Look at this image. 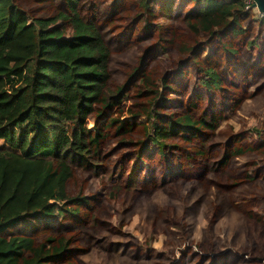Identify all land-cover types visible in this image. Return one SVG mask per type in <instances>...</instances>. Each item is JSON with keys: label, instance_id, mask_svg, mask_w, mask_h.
Here are the masks:
<instances>
[{"label": "rangeland", "instance_id": "obj_1", "mask_svg": "<svg viewBox=\"0 0 264 264\" xmlns=\"http://www.w3.org/2000/svg\"><path fill=\"white\" fill-rule=\"evenodd\" d=\"M18 1L34 14L43 0ZM48 1L64 6L63 0ZM95 1L98 25L112 50L113 84L150 48L146 72L157 80L166 77L172 86L158 89L167 97L161 111L177 114L188 108L198 116L215 113L221 125L215 131L195 130L189 138L174 134L156 141L148 139L142 125L146 119L140 116L124 135L107 127L110 132L101 151L103 171L76 168L67 182L66 197L84 200L63 199L68 203L63 204L64 210L28 215L10 230L31 233L39 240L56 232L72 236L71 253L57 264H264L263 14L250 5L252 12L241 17L239 33L231 34L226 28L220 41L211 42L207 33L198 36L205 49H198L197 55L216 61L222 76L208 96L207 107L205 96L203 101L193 96L199 88L193 82V66L187 67L190 54L176 44L195 40L180 21L193 0H174L171 7L168 0ZM89 2L81 0V8L87 10ZM122 31H129L124 43ZM136 99L126 101L117 115L127 118L128 107ZM159 143H164L165 154ZM252 144H258L257 157ZM235 146L258 160L251 176L242 173V165L233 156ZM198 147L204 148L208 162L195 153ZM185 149L190 155L184 154ZM225 149L232 157L219 174L209 162ZM123 167L127 171L120 174ZM131 173L132 187L126 188ZM232 194L236 200L228 203ZM210 252L216 254L203 263ZM238 252L258 260L246 255L238 258Z\"/></svg>", "mask_w": 264, "mask_h": 264}, {"label": "trees", "instance_id": "obj_2", "mask_svg": "<svg viewBox=\"0 0 264 264\" xmlns=\"http://www.w3.org/2000/svg\"><path fill=\"white\" fill-rule=\"evenodd\" d=\"M63 1L60 7L43 0L39 12L33 14L18 0H0V139L4 141L0 146V264H57L71 253L70 235L48 233L39 240L31 233L10 228L28 215L64 210L63 204L68 203L61 201L68 198L67 182L76 168L103 171L101 151L110 132L107 127L124 135L140 116L146 119L142 125L148 139L156 141L174 134L189 138L196 131H215L221 125L215 113L198 116L188 108L177 114L161 111L167 97L158 89L172 86L166 77L157 80L146 72L144 64L150 48H145L124 78L113 84L112 50L98 25L97 2L90 0L84 10L81 0ZM173 2L168 0L167 4ZM251 3L193 0L182 12L181 24L195 35V40L176 44L181 52L190 54L187 67L193 66V82L199 88L193 96L202 97V101L205 96L207 107L208 96L220 85L222 76L216 61L197 55L198 49H205L197 38L207 33L209 42L215 38L220 41L226 28L231 34L239 33L243 30L241 17L252 12ZM120 34H126L122 43L129 39V31ZM132 98L137 99L128 107L127 118H120L117 113ZM143 143L147 147L148 141L144 139ZM158 145L165 154L164 143ZM252 146L257 157L258 144ZM233 150L242 173L251 176L256 157L250 159L241 147ZM194 151L208 162L204 148ZM229 151L223 150L209 162L212 170L224 173L223 165L232 157ZM260 161H264V153ZM131 165L134 173L133 161ZM124 171L123 167L120 174ZM132 173L126 177V188L132 187ZM230 181L235 186L232 178ZM230 197L228 203L236 200L235 195ZM237 255L239 258L246 253Z\"/></svg>", "mask_w": 264, "mask_h": 264}, {"label": "water", "instance_id": "obj_3", "mask_svg": "<svg viewBox=\"0 0 264 264\" xmlns=\"http://www.w3.org/2000/svg\"><path fill=\"white\" fill-rule=\"evenodd\" d=\"M251 6L256 7L259 13L264 14V0H252Z\"/></svg>", "mask_w": 264, "mask_h": 264}, {"label": "crops", "instance_id": "obj_4", "mask_svg": "<svg viewBox=\"0 0 264 264\" xmlns=\"http://www.w3.org/2000/svg\"><path fill=\"white\" fill-rule=\"evenodd\" d=\"M210 255H214V254H209L208 256H207V258H210ZM210 260V259H209Z\"/></svg>", "mask_w": 264, "mask_h": 264}, {"label": "built area", "instance_id": "obj_5", "mask_svg": "<svg viewBox=\"0 0 264 264\" xmlns=\"http://www.w3.org/2000/svg\"><path fill=\"white\" fill-rule=\"evenodd\" d=\"M263 16H264V14H263Z\"/></svg>", "mask_w": 264, "mask_h": 264}]
</instances>
